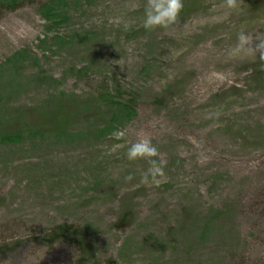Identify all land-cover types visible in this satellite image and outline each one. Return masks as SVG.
Masks as SVG:
<instances>
[{
	"label": "rangeland",
	"instance_id": "1",
	"mask_svg": "<svg viewBox=\"0 0 264 264\" xmlns=\"http://www.w3.org/2000/svg\"><path fill=\"white\" fill-rule=\"evenodd\" d=\"M183 2L147 31L146 0H0V264H80L43 242L62 224L90 235L95 264H264V62L228 56L241 29L264 33V0L227 18L222 0ZM51 78L71 97L63 125ZM105 90L135 113L97 112ZM138 134L167 161L159 187L125 157Z\"/></svg>",
	"mask_w": 264,
	"mask_h": 264
},
{
	"label": "clouds",
	"instance_id": "2",
	"mask_svg": "<svg viewBox=\"0 0 264 264\" xmlns=\"http://www.w3.org/2000/svg\"><path fill=\"white\" fill-rule=\"evenodd\" d=\"M243 0H222V7L226 11L224 18L232 10L242 7ZM184 7L183 0H146L143 7V18L141 26L147 31L156 29L168 30L177 23ZM131 25L124 24L125 30ZM241 29L237 33L236 44L229 49V58H241L247 55H255L259 61L264 62V33ZM218 116L219 113H216ZM112 136L116 140H124V131H114ZM127 147L125 157L129 162L143 161L147 167L141 171L139 182L146 186L159 187L165 176V167L167 161L161 157L157 146L153 143L151 136L147 134H138L134 142L125 141ZM124 145H116L122 147ZM133 174L125 177L126 181H132Z\"/></svg>",
	"mask_w": 264,
	"mask_h": 264
},
{
	"label": "trees",
	"instance_id": "3",
	"mask_svg": "<svg viewBox=\"0 0 264 264\" xmlns=\"http://www.w3.org/2000/svg\"><path fill=\"white\" fill-rule=\"evenodd\" d=\"M6 1L8 3L15 4L18 0H6ZM53 1H57V0H49V2H53ZM44 5H45V14L50 20L51 18L49 17V15H52L53 19L57 18L60 15V13H56L55 11L56 9L54 8L53 4L47 3ZM5 6L10 7V4H7ZM10 8L13 9L14 7H10ZM51 79H52L51 80L52 83L55 85V90L54 91L50 90L51 95L49 98L51 99V102L46 105L44 104V108H46L47 105H49L50 108L46 109L45 111H50L51 109H55L51 111L56 114H50V115H47V117L54 118L53 120L55 121V123L63 125L62 123L65 122L66 119L69 120V117H70L69 107H70L71 97H69V95H67L66 93H61L59 89L56 90L58 88L57 86L60 85V82L53 78ZM260 81L261 80H259V82ZM55 92L58 93V96H54ZM112 94L113 93H111V91L107 92L106 90L104 94L98 93V96L102 97L101 99H104L105 102H104L103 107L97 112L101 113V112L106 111L107 109L109 110L118 109L119 112L121 111L123 112V115L128 114L130 112L133 114L135 113V106L132 104V102H127L128 104H124L123 102H121L122 97L119 96L118 92L113 95ZM112 96H114V98H112ZM71 104H73V101L71 102ZM89 111L90 110H88V114H91L93 116L94 114L98 115V113L95 111L93 112H89ZM30 112L31 110H28V113ZM58 113H60V115ZM97 117L94 116L95 120ZM71 121H73V118H71ZM108 132L110 131L108 130ZM9 134L11 135L10 138H6L5 136L2 137L4 138L3 142L5 144L18 143L22 135L20 131L13 132V133L11 132ZM58 241L66 242L74 246L75 248H77L78 253H79V263L80 264H95L96 262L95 245L93 241L91 240L90 235L85 230H82L81 228L75 225H72V224L71 225L62 224V225H58L57 227H55V229H53L52 232H50L47 236L43 238V242L49 243L51 245ZM3 247H0V253L3 252L4 250Z\"/></svg>",
	"mask_w": 264,
	"mask_h": 264
}]
</instances>
